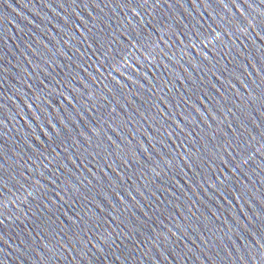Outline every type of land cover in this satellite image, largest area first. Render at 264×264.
<instances>
[{"label": "water", "instance_id": "water-1", "mask_svg": "<svg viewBox=\"0 0 264 264\" xmlns=\"http://www.w3.org/2000/svg\"><path fill=\"white\" fill-rule=\"evenodd\" d=\"M0 264H264V0H0Z\"/></svg>", "mask_w": 264, "mask_h": 264}]
</instances>
